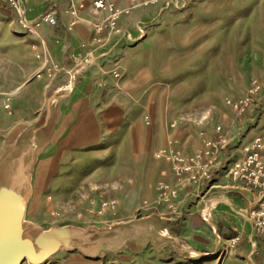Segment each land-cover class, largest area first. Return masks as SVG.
Segmentation results:
<instances>
[{"label": "rangeland", "instance_id": "1", "mask_svg": "<svg viewBox=\"0 0 264 264\" xmlns=\"http://www.w3.org/2000/svg\"><path fill=\"white\" fill-rule=\"evenodd\" d=\"M113 1L117 32L97 35L107 12L90 2L22 0L26 19L52 33L63 34L44 20L50 9L73 11L70 27L105 12L89 18L82 51L69 43L56 61L31 39L39 25L28 31L0 0V192L16 186L22 235L36 243L21 264H264V238H252L230 179L219 174L205 193L166 158L219 135L232 155L251 129L264 133L251 106L239 114L226 102L253 80L264 98V0ZM161 184L178 190L173 207ZM101 201L114 207L99 214ZM210 204L213 225L218 212L231 228L197 237L200 249L180 229Z\"/></svg>", "mask_w": 264, "mask_h": 264}, {"label": "built area", "instance_id": "2", "mask_svg": "<svg viewBox=\"0 0 264 264\" xmlns=\"http://www.w3.org/2000/svg\"><path fill=\"white\" fill-rule=\"evenodd\" d=\"M15 8L19 23L28 31L32 32L39 25L38 22L26 19V10L22 0H10ZM54 5V0H47ZM90 2L96 10H105L107 15L103 21H98L94 25L95 33L117 32L116 19L118 9L113 0H77L78 9L85 8ZM53 10V12L51 11ZM44 20L50 24H56L54 9H50L44 15ZM100 41V38H97ZM59 69L57 65H54ZM261 86L258 81L253 80L244 94L232 98L228 97L226 102L237 111L243 114L251 106V124L257 126L258 122L264 118V98L257 97ZM220 132V127L216 129ZM219 140L208 141L204 150L198 154H181L171 152L166 156L172 162V171L177 180L186 184L194 183L198 188H203L208 192L219 174L229 178L231 186L247 202L245 217L250 223L252 238L264 237V133L257 132L247 141H240L239 147L234 148L232 155L223 150L227 145L224 138L219 135ZM160 196L168 203L169 207L174 206L172 200L178 190L175 186L168 184L160 185ZM114 207L113 202L101 201L97 213H102L105 209Z\"/></svg>", "mask_w": 264, "mask_h": 264}, {"label": "crops", "instance_id": "3", "mask_svg": "<svg viewBox=\"0 0 264 264\" xmlns=\"http://www.w3.org/2000/svg\"><path fill=\"white\" fill-rule=\"evenodd\" d=\"M33 3H39L41 0H31ZM121 1V0H119ZM55 5V4H54ZM38 11H40V8H38ZM54 13L56 15L57 19V26L60 31H62L63 34L61 33H55L51 31L50 26L46 22H41V24L38 27V30L36 32V35H32L31 39L33 41H38V38H40V41L42 44H39L40 46H44V48L50 50L51 57L55 59L56 61H60L65 54L66 50L69 47V43L72 44V48L74 53H79L81 52V44L87 41L90 35V29L88 28V23H89V18L95 19V18H100L105 12H91L87 13V15L83 16L84 18V23L78 25V26H69L70 19L72 18V14L67 11V9L64 8V10H57L54 8ZM69 34V37L67 35ZM39 43V42H38ZM244 126L247 125V123H243ZM260 124L257 126V128H253L250 130V132L247 134V136L243 139L244 141H247L250 139V137L257 132H260ZM15 186V185H14ZM16 186L13 188V192H8V195H13V197H16ZM237 192V191H236ZM181 195H183V189L179 191ZM188 194L184 196V199H182L181 203H187L188 201ZM123 199V198H122ZM13 200V201H12ZM7 201V202H6ZM16 199H5V203H8L10 206L17 205ZM190 213H195L192 210H190L189 215L185 216L183 221V224L180 229V233L185 236L191 238V240H194L196 245L200 249L206 248V245L202 244L203 242L195 240L197 237L200 236H206L209 231H214L216 234V230H222L223 228H231L229 224V220L226 216V214H219L218 212L214 215L216 217V226L213 225V223L210 221L212 217V212L209 211L208 215V221H205L202 216H196L195 214H190ZM212 226L213 230H210L209 226ZM264 238V237H260Z\"/></svg>", "mask_w": 264, "mask_h": 264}, {"label": "water", "instance_id": "4", "mask_svg": "<svg viewBox=\"0 0 264 264\" xmlns=\"http://www.w3.org/2000/svg\"><path fill=\"white\" fill-rule=\"evenodd\" d=\"M10 193V191H8ZM8 192H0V217L6 221L19 225L18 238L21 240L28 241L32 246H34L33 251L27 253L23 248H18L15 245L11 244L4 235L0 236V264H21L25 258L31 259L35 253V242L32 239H29L22 235V224L20 214L17 206H21L18 203L16 197L8 195ZM13 192V190H12ZM16 199L17 205L10 206L8 203H5V199ZM7 202V201H6Z\"/></svg>", "mask_w": 264, "mask_h": 264}, {"label": "bare ground", "instance_id": "5", "mask_svg": "<svg viewBox=\"0 0 264 264\" xmlns=\"http://www.w3.org/2000/svg\"><path fill=\"white\" fill-rule=\"evenodd\" d=\"M71 12H72V14H75L73 11H71ZM211 207H212V205L210 207H208L207 212L204 211V214H202V218L205 221H208L207 218H208V214H209V209ZM18 233H19V225L18 224L10 223V222L6 221L5 219H3L2 217H0V236L4 235L6 237V239L11 244L15 245L18 248H23L24 250H26L27 253L33 251L34 246H32L28 241L19 239Z\"/></svg>", "mask_w": 264, "mask_h": 264}]
</instances>
